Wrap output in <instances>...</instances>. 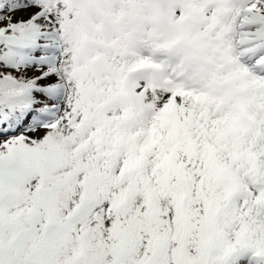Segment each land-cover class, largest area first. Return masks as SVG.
Listing matches in <instances>:
<instances>
[{"label": "snow or ice", "instance_id": "obj_1", "mask_svg": "<svg viewBox=\"0 0 264 264\" xmlns=\"http://www.w3.org/2000/svg\"><path fill=\"white\" fill-rule=\"evenodd\" d=\"M0 264H264V0H0Z\"/></svg>", "mask_w": 264, "mask_h": 264}]
</instances>
